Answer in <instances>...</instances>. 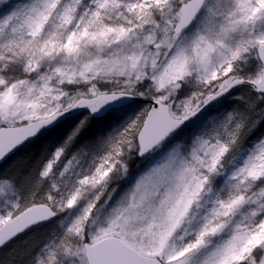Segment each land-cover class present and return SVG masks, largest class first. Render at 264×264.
I'll use <instances>...</instances> for the list:
<instances>
[{
  "label": "snow or ice",
  "instance_id": "obj_1",
  "mask_svg": "<svg viewBox=\"0 0 264 264\" xmlns=\"http://www.w3.org/2000/svg\"><path fill=\"white\" fill-rule=\"evenodd\" d=\"M13 157L0 264H264V0H0Z\"/></svg>",
  "mask_w": 264,
  "mask_h": 264
},
{
  "label": "trees",
  "instance_id": "obj_2",
  "mask_svg": "<svg viewBox=\"0 0 264 264\" xmlns=\"http://www.w3.org/2000/svg\"><path fill=\"white\" fill-rule=\"evenodd\" d=\"M28 157L30 158H38L39 154H40V146L39 144L35 145V146H32L28 149L27 153H25ZM21 153H17V156H20ZM15 159V157L13 158H10L8 160L7 163L3 164L0 166V171L1 170H9V171H12L14 169V165H13V160ZM139 163V162H136V163H133L132 165V171L133 173L135 172V169H136V164Z\"/></svg>",
  "mask_w": 264,
  "mask_h": 264
},
{
  "label": "rangeland",
  "instance_id": "obj_3",
  "mask_svg": "<svg viewBox=\"0 0 264 264\" xmlns=\"http://www.w3.org/2000/svg\"><path fill=\"white\" fill-rule=\"evenodd\" d=\"M26 155V154H25ZM1 171H3V170H1Z\"/></svg>",
  "mask_w": 264,
  "mask_h": 264
},
{
  "label": "water",
  "instance_id": "obj_4",
  "mask_svg": "<svg viewBox=\"0 0 264 264\" xmlns=\"http://www.w3.org/2000/svg\"><path fill=\"white\" fill-rule=\"evenodd\" d=\"M1 166V165H0Z\"/></svg>",
  "mask_w": 264,
  "mask_h": 264
}]
</instances>
